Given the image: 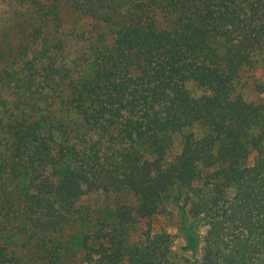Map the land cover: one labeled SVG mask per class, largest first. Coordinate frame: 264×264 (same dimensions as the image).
Masks as SVG:
<instances>
[{
	"label": "trees",
	"instance_id": "16d2710c",
	"mask_svg": "<svg viewBox=\"0 0 264 264\" xmlns=\"http://www.w3.org/2000/svg\"><path fill=\"white\" fill-rule=\"evenodd\" d=\"M0 264H264V0H0Z\"/></svg>",
	"mask_w": 264,
	"mask_h": 264
},
{
	"label": "rangeland",
	"instance_id": "374dc122",
	"mask_svg": "<svg viewBox=\"0 0 264 264\" xmlns=\"http://www.w3.org/2000/svg\"><path fill=\"white\" fill-rule=\"evenodd\" d=\"M168 226H169L170 228H172V227H173V224H172V223H169ZM203 230H204V228L202 227V228H201V231L203 232ZM181 242L184 244V241H183V240H181Z\"/></svg>",
	"mask_w": 264,
	"mask_h": 264
}]
</instances>
